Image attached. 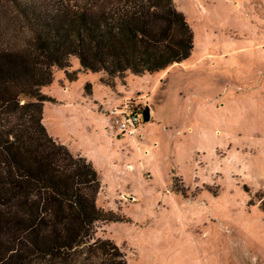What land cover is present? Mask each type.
Here are the masks:
<instances>
[{
  "label": "rangeland",
  "instance_id": "obj_1",
  "mask_svg": "<svg viewBox=\"0 0 264 264\" xmlns=\"http://www.w3.org/2000/svg\"><path fill=\"white\" fill-rule=\"evenodd\" d=\"M173 3L193 31L182 65L108 86L72 58L76 80L55 69L40 89L42 123L97 172V206L128 220L97 225L127 264H264V0ZM22 26L0 0V44ZM125 101L149 110L135 138L99 110Z\"/></svg>",
  "mask_w": 264,
  "mask_h": 264
},
{
  "label": "trees",
  "instance_id": "obj_2",
  "mask_svg": "<svg viewBox=\"0 0 264 264\" xmlns=\"http://www.w3.org/2000/svg\"><path fill=\"white\" fill-rule=\"evenodd\" d=\"M2 1L25 32L0 44V264H127L97 225L128 220L97 206L91 163L48 134L40 89L55 69L76 80L72 58L108 86L163 73L190 56L193 31L173 0Z\"/></svg>",
  "mask_w": 264,
  "mask_h": 264
},
{
  "label": "built area",
  "instance_id": "obj_3",
  "mask_svg": "<svg viewBox=\"0 0 264 264\" xmlns=\"http://www.w3.org/2000/svg\"><path fill=\"white\" fill-rule=\"evenodd\" d=\"M132 101H125L118 107H101L103 113L109 118L120 138H135L144 121L143 111L138 106H132ZM143 119V120H142Z\"/></svg>",
  "mask_w": 264,
  "mask_h": 264
},
{
  "label": "water",
  "instance_id": "obj_4",
  "mask_svg": "<svg viewBox=\"0 0 264 264\" xmlns=\"http://www.w3.org/2000/svg\"><path fill=\"white\" fill-rule=\"evenodd\" d=\"M143 116L144 122H147L149 120V110L147 108L143 111Z\"/></svg>",
  "mask_w": 264,
  "mask_h": 264
},
{
  "label": "crops",
  "instance_id": "obj_5",
  "mask_svg": "<svg viewBox=\"0 0 264 264\" xmlns=\"http://www.w3.org/2000/svg\"><path fill=\"white\" fill-rule=\"evenodd\" d=\"M182 63H183V62H182ZM182 63H180V64H178V65H175V66H180V65H182ZM175 66H173V67H175ZM171 68H172V67H171ZM171 68H170V69H171ZM167 71H168V70H167ZM165 72H166V71H165ZM165 72H163V73H161V74H164ZM107 106H108V105H105V106H103V107L106 108ZM109 106H110V105H109ZM101 107H102V106H100L99 110L103 113V110L101 109ZM110 107H112V106H110ZM103 114H104V113H103ZM104 115H105V114H104ZM105 117H106V116H105Z\"/></svg>",
  "mask_w": 264,
  "mask_h": 264
}]
</instances>
